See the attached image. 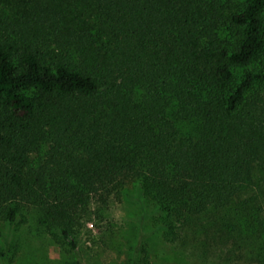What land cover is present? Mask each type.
I'll use <instances>...</instances> for the list:
<instances>
[{
	"label": "trees",
	"instance_id": "16d2710c",
	"mask_svg": "<svg viewBox=\"0 0 264 264\" xmlns=\"http://www.w3.org/2000/svg\"><path fill=\"white\" fill-rule=\"evenodd\" d=\"M131 193L264 264V0H0L1 263L80 264Z\"/></svg>",
	"mask_w": 264,
	"mask_h": 264
},
{
	"label": "rangeland",
	"instance_id": "374dc122",
	"mask_svg": "<svg viewBox=\"0 0 264 264\" xmlns=\"http://www.w3.org/2000/svg\"><path fill=\"white\" fill-rule=\"evenodd\" d=\"M223 1L230 10L240 2ZM178 128L186 134L195 133L191 123H181ZM155 217L151 205L139 202L131 193L120 204H111L102 219L87 224L90 233L79 239L77 259L80 264H235L236 259L229 260L226 255V243L219 238L206 239L200 232L190 231L181 242L166 244L155 227ZM30 239L34 245L47 243L38 234ZM45 248L46 263L60 264L58 249L50 242ZM65 259L74 261L72 255Z\"/></svg>",
	"mask_w": 264,
	"mask_h": 264
}]
</instances>
